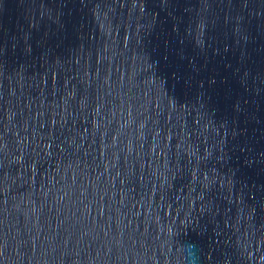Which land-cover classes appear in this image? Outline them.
Instances as JSON below:
<instances>
[{"label":"water","instance_id":"1","mask_svg":"<svg viewBox=\"0 0 264 264\" xmlns=\"http://www.w3.org/2000/svg\"><path fill=\"white\" fill-rule=\"evenodd\" d=\"M0 264H264V0H0Z\"/></svg>","mask_w":264,"mask_h":264}]
</instances>
